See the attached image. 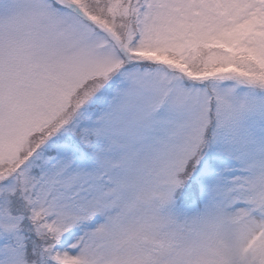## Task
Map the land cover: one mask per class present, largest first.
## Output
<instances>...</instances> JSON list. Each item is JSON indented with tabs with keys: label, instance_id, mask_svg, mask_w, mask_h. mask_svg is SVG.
<instances>
[{
	"label": "snow or ice",
	"instance_id": "1",
	"mask_svg": "<svg viewBox=\"0 0 264 264\" xmlns=\"http://www.w3.org/2000/svg\"><path fill=\"white\" fill-rule=\"evenodd\" d=\"M0 264H264V0H0Z\"/></svg>",
	"mask_w": 264,
	"mask_h": 264
}]
</instances>
